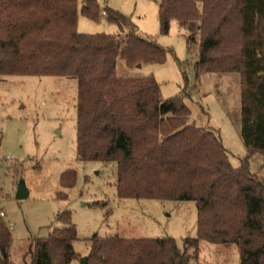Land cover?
Instances as JSON below:
<instances>
[{
  "label": "trees",
  "instance_id": "obj_1",
  "mask_svg": "<svg viewBox=\"0 0 264 264\" xmlns=\"http://www.w3.org/2000/svg\"><path fill=\"white\" fill-rule=\"evenodd\" d=\"M81 12L97 18L95 0ZM107 18L122 17L107 9ZM160 32L172 20L195 46L196 76L238 72L241 83V138L249 152L264 154V0H159ZM77 0H0V79L7 75L75 78L76 155L80 160L115 163L121 199L190 200L197 233L172 237H93L82 264H192L200 240L234 244L239 264H264V183L245 164L234 168L220 138L188 123L190 110L179 96L163 98L151 76L120 77L116 59L132 67L163 63L167 50L129 31H77ZM1 139V132H0ZM75 173L60 176L71 187ZM65 226L29 243L25 264H69L77 239L69 212ZM11 233L0 219V264H10Z\"/></svg>",
  "mask_w": 264,
  "mask_h": 264
},
{
  "label": "rangeland",
  "instance_id": "obj_2",
  "mask_svg": "<svg viewBox=\"0 0 264 264\" xmlns=\"http://www.w3.org/2000/svg\"><path fill=\"white\" fill-rule=\"evenodd\" d=\"M77 0V31L84 34H120L129 31L148 38L165 50L163 63L129 67L117 58L120 77L151 75L163 98L179 96L190 110L188 123L213 131L225 148L229 163L245 164L264 183V154L249 152L241 138V83L238 72H208L196 76L197 46L188 51L187 32L172 20L167 33L160 32L159 0H95L97 18L81 12ZM109 9L122 17L119 24L107 18ZM75 78L65 76L7 75L0 79V219L11 233L10 264L29 262L24 257L29 243L47 237L65 224L56 218L69 212L77 239V257L69 264H82L92 238L172 237L183 250L184 239L197 233L196 206L190 200L121 199L115 184V163L80 160L76 155ZM75 173L71 187H62L60 176ZM22 181L28 196L17 199ZM192 264H239L232 243L200 240L196 252L186 249Z\"/></svg>",
  "mask_w": 264,
  "mask_h": 264
},
{
  "label": "water",
  "instance_id": "obj_3",
  "mask_svg": "<svg viewBox=\"0 0 264 264\" xmlns=\"http://www.w3.org/2000/svg\"><path fill=\"white\" fill-rule=\"evenodd\" d=\"M137 65L140 66V64ZM15 196L17 199H23L28 196V190L26 189L24 182L20 181L18 183ZM85 261L86 260L84 259L83 262Z\"/></svg>",
  "mask_w": 264,
  "mask_h": 264
},
{
  "label": "built area",
  "instance_id": "obj_4",
  "mask_svg": "<svg viewBox=\"0 0 264 264\" xmlns=\"http://www.w3.org/2000/svg\"><path fill=\"white\" fill-rule=\"evenodd\" d=\"M3 216V213L0 211V217H2Z\"/></svg>",
  "mask_w": 264,
  "mask_h": 264
}]
</instances>
